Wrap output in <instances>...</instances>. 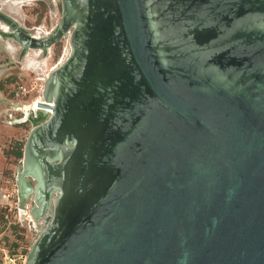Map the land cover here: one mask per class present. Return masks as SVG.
Instances as JSON below:
<instances>
[{
    "label": "water",
    "instance_id": "95a60500",
    "mask_svg": "<svg viewBox=\"0 0 264 264\" xmlns=\"http://www.w3.org/2000/svg\"><path fill=\"white\" fill-rule=\"evenodd\" d=\"M61 3L43 38L0 10L71 46L25 143V264H264V0Z\"/></svg>",
    "mask_w": 264,
    "mask_h": 264
},
{
    "label": "rangeland",
    "instance_id": "374dc122",
    "mask_svg": "<svg viewBox=\"0 0 264 264\" xmlns=\"http://www.w3.org/2000/svg\"><path fill=\"white\" fill-rule=\"evenodd\" d=\"M19 2L0 0L1 11L15 18L28 32L35 35L41 31L40 36L44 37L60 24L61 0ZM2 25L8 24L0 20V243L10 250L28 253L40 234L42 222V217L30 216L28 204L33 193L29 194L28 201H23L19 184L25 143L35 125L36 114L31 110L38 97L43 99L49 73L69 56L71 46L69 35H66L45 50L25 49L8 35L11 28L5 32ZM8 43L14 49H10ZM10 113L17 116L15 124L9 123ZM27 176L33 185L37 183L33 176Z\"/></svg>",
    "mask_w": 264,
    "mask_h": 264
},
{
    "label": "built area",
    "instance_id": "2783aa9c",
    "mask_svg": "<svg viewBox=\"0 0 264 264\" xmlns=\"http://www.w3.org/2000/svg\"><path fill=\"white\" fill-rule=\"evenodd\" d=\"M17 122V116L14 113H10V124ZM27 252H21L17 250H10L7 245H1L0 243V256L2 261L0 264H25L27 258Z\"/></svg>",
    "mask_w": 264,
    "mask_h": 264
},
{
    "label": "flooded vegetation",
    "instance_id": "af4514ba",
    "mask_svg": "<svg viewBox=\"0 0 264 264\" xmlns=\"http://www.w3.org/2000/svg\"><path fill=\"white\" fill-rule=\"evenodd\" d=\"M0 10H3V9L1 8V6H0ZM5 11H6V10H5ZM57 27H58V26H57ZM2 28H3L4 30H7V29H9V26L2 25ZM25 29H26V28H25ZM56 29H57V28H56ZM56 29H55V30H56ZM55 30H54V32H55ZM54 32H52L51 34H53ZM37 33H40V34L37 35ZM41 34H42L41 31H37L36 34H35V36L37 35V36H36L37 38H43V37L40 36ZM51 34H49V35H51ZM8 35L11 36V38H14L12 32H10ZM33 35H34V34H33ZM49 35H47V36H49ZM44 37H45V36H44ZM14 39H15V38H14ZM15 40H16V39H15ZM8 45H9V48H10V49H11L12 46H13L11 43H8ZM12 49H14V47H13ZM34 179H35V178H34ZM35 180H36V179H35ZM35 185H36V184H35ZM35 185H33V186H35ZM53 195H55V192H53ZM26 198H27V196H23V201H25ZM44 201H45V197H43V199L41 200V203L38 204V203L35 201L34 193H33V198L31 199L30 204H28V205L31 207V212L33 213V211L36 210V211H38V213H41V212H42V205H43ZM46 212H49V208H48V207H47V209H46ZM43 220H44V218H42V222H41V224L43 223Z\"/></svg>",
    "mask_w": 264,
    "mask_h": 264
},
{
    "label": "bare ground",
    "instance_id": "6f19581e",
    "mask_svg": "<svg viewBox=\"0 0 264 264\" xmlns=\"http://www.w3.org/2000/svg\"><path fill=\"white\" fill-rule=\"evenodd\" d=\"M25 0H20V2L19 3H23ZM38 34H40V33H37V35ZM33 35V34H32ZM36 35V36H37ZM35 36V35H34ZM68 43V42H67ZM12 48H13V46H12ZM30 56V55H29ZM34 57V56H33ZM47 57V56H46ZM45 58V57H44ZM32 59V58H31ZM37 60V59H36ZM45 60V59H44ZM49 60V59H48ZM40 65V64H39ZM42 65V64H41ZM40 65V66H41ZM49 67V66H48ZM42 68V67H41ZM50 70V69H49ZM46 72V71H45ZM45 74V73H44ZM41 101H43V99H41V98H37L36 99V103H35V107L31 110V111H33V112H37L38 111V109H40V107H43V106H40V102ZM46 110H47V112L48 113H50V112H52V108L50 107V106H46V107H44ZM24 211V210H23ZM30 216H32L33 217V214H31ZM31 218V217H30Z\"/></svg>",
    "mask_w": 264,
    "mask_h": 264
}]
</instances>
